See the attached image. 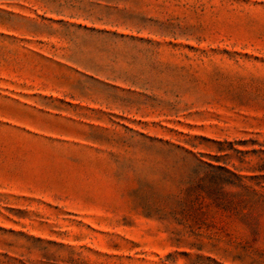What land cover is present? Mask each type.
<instances>
[{
    "label": "rangeland",
    "instance_id": "374dc122",
    "mask_svg": "<svg viewBox=\"0 0 264 264\" xmlns=\"http://www.w3.org/2000/svg\"><path fill=\"white\" fill-rule=\"evenodd\" d=\"M0 264H264V0H0Z\"/></svg>",
    "mask_w": 264,
    "mask_h": 264
}]
</instances>
